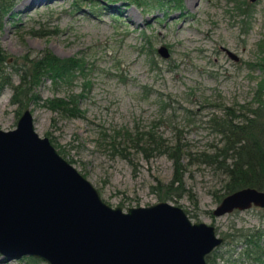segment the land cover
<instances>
[{"label": "rangeland", "instance_id": "obj_1", "mask_svg": "<svg viewBox=\"0 0 264 264\" xmlns=\"http://www.w3.org/2000/svg\"><path fill=\"white\" fill-rule=\"evenodd\" d=\"M91 1L92 5L15 0L12 14L1 20L0 47L7 56L3 71L13 84L18 73L12 66L19 67L24 57L43 49L83 63L72 70L73 75L43 77L34 88L41 98L66 96L87 79L88 88L82 89L84 97L79 100L82 116H62L29 102L26 107L35 131L51 137L53 146L61 148L67 160L71 158L109 205L123 210L158 200L178 205L191 221L212 225L222 237L215 247L221 256L210 264H239L243 246L239 232L256 230L264 242V207L250 205L213 214L224 175L196 153H209L220 144L208 121L212 115H221L224 106L255 105L254 90L263 77L254 63L257 41L264 32V0H246L250 5L246 26L232 4L235 0H177L144 8L128 1ZM129 13L135 22L124 15ZM158 46L165 47L166 56L156 51ZM10 95L9 86L0 90L2 129L13 128L22 110L16 112ZM261 97L264 102V91ZM149 126L169 144L175 139L184 142L185 152L192 156L181 157L182 189L166 199L150 189L156 180L166 183L171 177L172 161L165 153L145 158L128 147L126 159L110 153L107 137L100 139L101 132L112 134L114 128ZM25 257L0 264H29Z\"/></svg>", "mask_w": 264, "mask_h": 264}, {"label": "water", "instance_id": "obj_2", "mask_svg": "<svg viewBox=\"0 0 264 264\" xmlns=\"http://www.w3.org/2000/svg\"><path fill=\"white\" fill-rule=\"evenodd\" d=\"M156 51L166 56L164 46ZM227 54L237 56L226 49ZM264 207V190L245 186L212 213ZM222 242L212 225L178 205L111 206L93 184L34 129L29 108L0 128V260L33 256L46 264H205Z\"/></svg>", "mask_w": 264, "mask_h": 264}, {"label": "trees", "instance_id": "obj_3", "mask_svg": "<svg viewBox=\"0 0 264 264\" xmlns=\"http://www.w3.org/2000/svg\"><path fill=\"white\" fill-rule=\"evenodd\" d=\"M15 0H0V23L4 16L12 14ZM107 4L117 1H128L130 4L141 7H161L165 3H176L177 0H102ZM76 4L92 5L91 0H74ZM241 15L240 22L247 25L250 16L249 3L246 0H235L233 3ZM247 17V18H246ZM258 59L254 63L261 68L263 77L257 82L254 90L255 105H238L237 107L224 106L219 116L212 115L208 119L211 129L219 135L220 144L214 145L211 152L196 153L200 161L214 164L224 175L223 195L241 187L251 186L264 190V102L261 97L264 91V32L257 41ZM7 56L0 47V90L4 86L11 88L9 101L16 104V112L23 109L29 102L55 111L62 116H82L79 100L84 97L82 89L88 88V80L84 79L77 92H70L66 96H48L41 98L34 92L35 86L43 77L59 78L73 75L72 70L82 67L83 63L72 57H59L43 49L32 57H24L19 67L12 66L18 73V81L13 84L9 75L3 71ZM64 78V77H63ZM83 86V88H82ZM108 138L107 145L111 154L115 153L129 159L127 148L140 152L147 158L153 153H165L172 161V174L168 182L156 180L150 186L157 193L158 198L166 199L172 194H178L182 189V172L184 170L182 156L189 152L184 150V142L175 139L169 144L152 126L146 129L118 127L112 129V134L100 133V139ZM52 141V138L49 137ZM52 143V142H51ZM53 144V143H52ZM57 151L64 153L61 148ZM63 156V155H62ZM198 157L195 158L198 159ZM71 161V158L68 160ZM243 244L238 253L239 264H264V242L262 234L256 230L238 233ZM215 256H221L214 248L205 255L206 264H210ZM29 264H36L40 259L33 256L25 257Z\"/></svg>", "mask_w": 264, "mask_h": 264}, {"label": "bare ground", "instance_id": "obj_4", "mask_svg": "<svg viewBox=\"0 0 264 264\" xmlns=\"http://www.w3.org/2000/svg\"><path fill=\"white\" fill-rule=\"evenodd\" d=\"M187 2H189V0H187ZM22 5H25V2H23ZM115 8L119 9L120 11H122V8H121L120 6H116ZM124 15H125V16H128L129 19H131L133 22L136 21V19L132 18V16H131L130 13H129V15H128V14H124Z\"/></svg>", "mask_w": 264, "mask_h": 264}]
</instances>
